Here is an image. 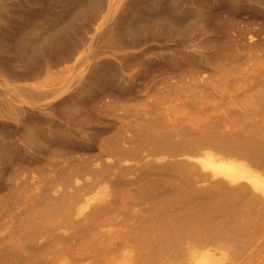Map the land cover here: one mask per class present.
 I'll return each instance as SVG.
<instances>
[{"label": "rangeland", "instance_id": "374dc122", "mask_svg": "<svg viewBox=\"0 0 264 264\" xmlns=\"http://www.w3.org/2000/svg\"><path fill=\"white\" fill-rule=\"evenodd\" d=\"M222 164L264 175V0H0V264H264Z\"/></svg>", "mask_w": 264, "mask_h": 264}, {"label": "bare ground", "instance_id": "6f19581e", "mask_svg": "<svg viewBox=\"0 0 264 264\" xmlns=\"http://www.w3.org/2000/svg\"><path fill=\"white\" fill-rule=\"evenodd\" d=\"M253 150H254V149H253ZM221 163H222V162H221ZM217 168H218V171H219V172L223 173L224 176H225L228 180H230V181H232V182H235L236 180L241 179V178L245 179V180H246V181L252 186V188L255 189V191L257 190L256 192L253 191V193H257L258 196H259V193H260L261 198H262V196L264 197V175H262V174H260V173H258V172H256V171H254V170H252V169L249 168L247 165H245V166H241V167H240V166L232 165V164H222V165L217 166ZM248 183H247V184H248ZM247 184L245 183L244 186H245V185L247 186ZM249 184H248V185H249ZM242 185H243V184H241V186H242ZM244 186H242V188H243V189H244V188L246 189V186H245V187H244ZM251 186H250V188H248V187H249V186H248V187H247V190H248V189H251ZM245 189H244V190H245ZM253 189H252V190H253ZM236 190H238V189L236 188ZM247 190H245V191L248 193L249 190H248V191H247ZM234 191H235V190H234ZM235 192H236V191H235ZM238 192H239V191H237V194H238ZM243 192H244V191H243ZM246 192H245V193H246ZM250 192H251V194H252V191H250ZM250 192H249V193H250ZM258 192H259V193H258ZM234 194H236V193H234ZM237 194H236V195H237ZM251 194H249V197H250ZM242 195H244V194H242ZM252 195H253V194H252ZM258 196H257V195L255 196V194H254V196H252V197H250V198L247 197V198H249L250 201H253V200H254L253 202H255V200H256V201L259 200ZM238 197H239V196H238ZM247 198H246V199H247ZM252 198H253V200H252ZM261 198H260V201H258V202H261V203L263 202V203H264V200L261 201ZM247 200H248V199H247ZM252 204H253V203H252ZM235 210L238 211L237 209H235ZM235 210H234V212H236ZM252 210H254V211H253V214H256L255 209L252 208L251 211H252ZM256 210H258L259 212H258V211H257V212L260 213V210H259V209H256ZM249 211H250V210H249ZM249 211H247L248 213H245V211H243V212H242V211H239L238 213H245V214L248 215V214H249ZM231 212H232V214H233V211H230V212H227V213L230 214V216H231ZM254 212H255V213H254ZM261 212H262V215L260 214L261 216H260L259 214H257L256 216H254V215L251 214V212H250L251 216H250V215L248 216V220H249V221L247 220V217H246V219H245V221L247 220V223H246L245 221H242V220H241V221H242V223H241V222H240V219H241V218L239 219V216L242 215V214L239 215L238 213H235V214H234V217H233V215H232L231 217H232V219H233V218H235V216L238 214V215L236 216V218L233 219V221H234V220L236 221L237 219H238V220H237L236 222H235V221H234V222L232 221V222H233V223H237V222L239 221V222H240V223L238 222L239 224H243V223H244V224H245V223L248 224V222H249V224H250V223L253 224V222H256V221H257V224H261V223L264 224V223H263L264 219H262V218H263V215H264V212H263V211H261ZM227 213H226V215H227ZM227 216H228V215H227ZM230 216H229V217H230ZM251 217H253V218L256 217V218H257V219H255L256 221H254V220L252 221V220H251V222H250V219H249V218H251ZM258 217H260V218H258ZM243 219H244V218H243ZM251 219H252V218H251ZM259 219L262 221L261 223L258 222ZM260 220H259V221H260ZM238 223H237V224H238ZM227 224H229V223H227ZM230 224H232L231 221H230ZM254 224H255V223H254Z\"/></svg>", "mask_w": 264, "mask_h": 264}]
</instances>
